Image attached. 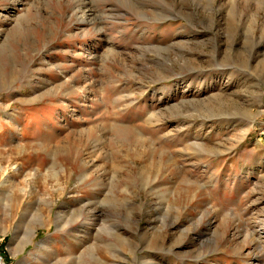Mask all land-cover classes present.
Listing matches in <instances>:
<instances>
[{"label":"rangeland","instance_id":"obj_1","mask_svg":"<svg viewBox=\"0 0 264 264\" xmlns=\"http://www.w3.org/2000/svg\"><path fill=\"white\" fill-rule=\"evenodd\" d=\"M0 264H264V0H0Z\"/></svg>","mask_w":264,"mask_h":264},{"label":"built area","instance_id":"obj_2","mask_svg":"<svg viewBox=\"0 0 264 264\" xmlns=\"http://www.w3.org/2000/svg\"><path fill=\"white\" fill-rule=\"evenodd\" d=\"M2 260V258L0 257V261Z\"/></svg>","mask_w":264,"mask_h":264}]
</instances>
